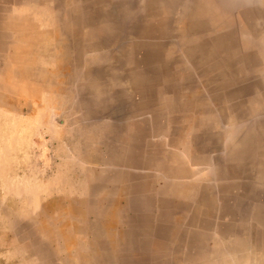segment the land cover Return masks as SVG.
Masks as SVG:
<instances>
[{
  "label": "rangeland",
  "instance_id": "374dc122",
  "mask_svg": "<svg viewBox=\"0 0 264 264\" xmlns=\"http://www.w3.org/2000/svg\"><path fill=\"white\" fill-rule=\"evenodd\" d=\"M0 264H264V0H0Z\"/></svg>",
  "mask_w": 264,
  "mask_h": 264
}]
</instances>
